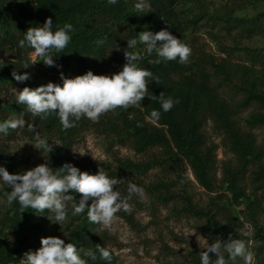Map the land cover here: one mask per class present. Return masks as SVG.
Wrapping results in <instances>:
<instances>
[{"label": "trees", "instance_id": "trees-1", "mask_svg": "<svg viewBox=\"0 0 264 264\" xmlns=\"http://www.w3.org/2000/svg\"><path fill=\"white\" fill-rule=\"evenodd\" d=\"M188 1L193 0H150L153 12L145 15L135 12L136 0H119L114 6L108 5L106 0H0V59L6 62V66L0 69V90L11 85L35 88L48 82L62 83L60 71L69 78L83 75L88 70L97 75L119 72L126 62L124 51L136 52L127 48L126 40L136 37L140 31L158 32L168 28L191 48L190 60L183 65L162 59L159 63L149 64V60L156 59L155 53L140 54L142 59L137 66L148 68L160 81H153L148 86V94L158 97L163 93L164 98L179 100L173 109L162 113L157 124L145 119L152 109H160L159 99L151 101L148 97L142 101L143 111L139 108L117 109L102 116L99 123L82 119L67 131L62 130L55 116L41 119L27 113L24 106L15 103V97L5 103L0 102V120L23 115L43 137L51 142L58 141L59 145L54 146L49 154L54 171L65 163L92 174L102 168L109 176L120 179L119 190L135 183L145 189L151 204L179 203L178 214L199 220L201 230L215 241L227 240L231 234L228 225L218 220L225 205L219 206L215 199H211L210 207H201L187 189L185 180L190 169L208 193L221 192L217 198L230 194L231 209L238 214H244L246 209L253 213L257 211L256 196L247 194L242 180L254 166L252 184L256 185V190L264 189V167L259 163L261 151L254 134L240 127L238 116L241 108L253 101L264 105V52L241 46L244 40L264 39V12L254 18L229 16L222 19V32L233 46L215 40L221 51V56H216L200 48L196 41L200 19H189L179 12V7ZM47 18H52L54 26L71 23L74 28L67 49L58 58L54 57L62 69L45 66L38 59L29 69L19 70L20 74L26 71L32 74L30 81L19 84L11 73L29 60L32 52L29 48H20L19 41L29 27L42 26ZM217 22L215 20L214 25ZM105 37L104 44L97 45L96 41ZM231 85L246 95L239 106L232 105L220 92L221 88ZM259 121L264 123V119ZM209 123L223 135L227 148L238 163L232 166L230 162H223L224 177L220 187L216 186L218 147L207 141L206 127ZM90 130L107 138L111 148L128 147L144 159L139 162L116 159L115 170L108 165H100L94 172L89 171L72 153L79 138ZM24 133L34 135L27 128ZM0 165L5 166L10 174L21 173L20 168L11 163L2 142ZM154 171H157L155 180L146 185L143 180ZM68 194L73 195L77 202L81 197L71 190ZM245 202L248 203L246 209ZM130 203L136 205L133 200ZM23 211L21 213L19 206L13 204L6 206L3 215L0 214V264H19V259L26 252L34 251L40 244L41 237L65 239L66 243H74L81 254L89 248L94 249L96 244L109 248L101 226L89 222L86 214L70 217L66 224L60 226L51 221L52 214L48 210L43 214L30 209ZM117 216L129 221L134 217L133 212H120ZM53 230H57L54 235ZM231 235L237 238L235 234ZM89 264L107 262L98 259ZM111 264H118L115 253Z\"/></svg>", "mask_w": 264, "mask_h": 264}, {"label": "clouds", "instance_id": "clouds-1", "mask_svg": "<svg viewBox=\"0 0 264 264\" xmlns=\"http://www.w3.org/2000/svg\"><path fill=\"white\" fill-rule=\"evenodd\" d=\"M106 2L114 6L119 0ZM134 9L137 14L147 15L153 12L150 0H136ZM73 31L71 23L54 26L52 18H47L42 26L29 27L19 41V47L29 48L32 52L29 60L24 61L19 69L12 71L14 80L19 84L30 81L32 74L27 71L20 74L19 70L29 69L38 59L45 66L62 69V65L55 63L54 57L58 58L67 49ZM105 39L107 38L97 40V45L102 46ZM126 41L129 49H136L139 45L143 52L155 53L156 59L149 60V64L159 63L162 59L177 61L183 65L190 60L191 48L168 28L158 32L140 31L136 37ZM124 58L126 62L122 70L111 75H97L88 70L83 75L69 78L60 71L62 83L48 82L35 88L25 86L22 90L14 88L15 103L24 106V110L34 117H57L62 130L67 131L82 119L99 123L102 116L117 109L139 108L143 111L142 101L148 97L151 101L159 99L160 109H152L145 117L150 123L157 124L162 113L173 109L179 100L164 98L163 93L158 97L149 95L148 86L153 81L159 83V78L148 68L137 66L142 58L136 52L124 51ZM5 66V60L0 59V69ZM23 128L34 133L29 144L40 152L45 162L15 174H10L5 166L0 165V190L7 189L3 192L0 205L11 207L17 204L21 213L24 209L35 210L40 214L48 210L52 214L51 221L60 226L66 224L70 217L86 214L89 222L100 225L103 230L112 234L117 214H132L134 205L130 200L133 196L142 203L147 202L143 187L129 183L128 195L125 197L118 188L120 179L109 176L102 168L92 174L81 171L71 163H65L54 171L50 166L49 154L53 152L54 146L59 145L58 141L50 142L48 138L43 137L34 124L26 121L23 115L19 118L0 120L2 136L6 137L11 131ZM74 153L86 154L83 150ZM70 190L72 193L81 194L78 202L73 195L68 194ZM184 231L189 238L196 230L185 228ZM251 235V230L242 233L244 239L234 238L230 234L227 240L218 239L211 244L204 237L197 236L199 246L203 244L199 264H236L238 260L243 264H257L256 252L251 249L247 240ZM64 236L66 237L65 233ZM40 245L36 251L26 252L19 259V264H89L90 261L95 262L98 259L111 264L114 254L113 249L100 244L81 254L74 243H66L65 239L55 236L41 237Z\"/></svg>", "mask_w": 264, "mask_h": 264}, {"label": "rangeland", "instance_id": "rangeland-1", "mask_svg": "<svg viewBox=\"0 0 264 264\" xmlns=\"http://www.w3.org/2000/svg\"><path fill=\"white\" fill-rule=\"evenodd\" d=\"M179 12L189 19H200V27L196 33L199 47L208 53L221 56L219 44L215 40L218 39L226 46H233L232 41L227 39L225 33L222 32L221 20L229 16L254 18L264 12V0H193L182 4ZM215 20L218 22L214 25ZM241 44L244 48L264 52V39L261 37L244 40ZM135 51L138 55L143 52L140 46ZM14 88L22 90V87L17 85L0 90L1 103L15 97ZM220 92L234 106H239L246 98V95L233 85L221 88ZM259 119H264V105L256 101L242 107L238 116L240 127L254 134L261 151L259 163L264 167V123H261ZM24 130L25 128L11 131L9 137L0 135V142L6 146L11 163L14 167L20 168L21 173L45 162L40 152L29 144L33 136L24 133ZM206 133L208 144L218 147L216 186L220 187L224 177L223 162H230L232 166H237V159L227 148L223 135L216 131L211 123L207 125ZM81 150L86 154L74 153ZM73 151V157L91 172H94L95 167H100V165H108L110 169L115 170L116 159H130L134 162L144 159L128 147L111 148L110 141L94 130L85 132L77 141ZM254 170H256L254 166L249 168L242 180V186L248 195L256 196L258 202L256 213L246 209L248 203L245 202L246 212L238 214L235 209H231L232 196L230 194L225 193L217 198L221 192L208 193L199 185L190 169H188L185 184L201 207L205 209L210 207L211 199H215L219 206L225 205V210L220 212L218 220L228 225L231 234L244 239L242 233L252 231V235L247 237V240L250 242L251 249L256 252L257 264H264V189L256 190V185L252 184L251 177ZM155 174L157 171L150 173L143 180L146 185L155 180ZM120 191L127 197V189ZM3 192L4 190H0V199L3 198ZM146 198V203L140 202L135 196L131 198L136 203L133 210L134 217L129 221L122 216H117L113 224L114 233L110 234L101 227L109 248L114 250L118 264H199V254L203 250V244L199 246L197 236L204 237L209 244L215 242L201 230L202 223L195 218L178 214L176 210L180 208L179 203L151 204V199L147 194ZM5 207V205H0L1 215ZM185 228L196 231L188 238L184 231ZM56 233L57 230L52 231L53 235ZM40 246V244L36 246L34 251ZM236 264H243V262L238 260Z\"/></svg>", "mask_w": 264, "mask_h": 264}]
</instances>
